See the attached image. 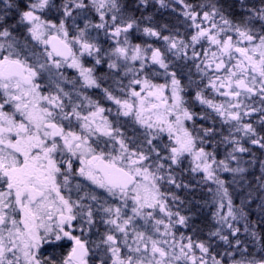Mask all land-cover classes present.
<instances>
[{
    "label": "snow or ice",
    "instance_id": "snow-or-ice-1",
    "mask_svg": "<svg viewBox=\"0 0 264 264\" xmlns=\"http://www.w3.org/2000/svg\"><path fill=\"white\" fill-rule=\"evenodd\" d=\"M140 3L147 7L149 0H140ZM159 3L164 6L165 0H159ZM180 3L186 9L183 15L195 28L187 42L170 35L162 36L161 31L166 30L167 25H161L160 30L150 26L142 29L145 35L166 42L162 52L151 45L131 42L132 31L139 29L140 25L119 0H64L59 6L54 0H4V7L0 9V38L6 41L0 42V184L3 185L0 188V264H89V244L82 235L86 228L90 230L94 226L95 221L91 206L81 203L83 197L71 199L69 184L74 176L85 177L112 197H118L125 208L129 200L132 202V215L127 217L122 215L120 207L102 208L109 215L106 223L124 236L123 243L129 249L122 258L116 235L106 234L102 243L111 253V264H209V259L211 264H225V258L228 264H264V243L261 242L264 236L247 224L244 231L249 233L253 243L258 244L261 249L259 255L250 252L238 238L233 244L228 236L220 234L219 229L210 236L219 237L232 249L220 254L219 259L210 251V240L207 244L193 242L191 237L181 235L177 247L172 228L177 225L187 227L192 217L166 211L169 197L173 201L179 198L162 192L160 187L162 182L176 188L188 187L177 183L172 170L185 154H190L198 161L192 171L202 170L206 174L204 179L214 180L218 185L220 207L223 208L222 201L228 196V190L224 187L225 181L216 176L212 165L232 173L245 172L239 165L230 168L224 160L217 162L214 153L206 152L204 147L197 148V137L188 130L185 121H192L199 114L186 106L185 88L177 78V72L169 71L166 52L187 56V49L191 47V59H196L201 56L196 45L206 42L210 48L202 54L204 67L199 64L196 67L202 72L211 68L216 73L207 86L229 98V102L227 107L215 104L204 98L201 92L196 93V100L226 120L235 121L237 132L257 137L251 139V143L264 148V136H259L253 124L241 123L254 113H260V121L264 123V6L250 8V16L234 21L215 4L208 5V11L198 12L184 0ZM90 8L99 14V23L86 19L84 26L80 27L76 23L77 18L81 12L87 15ZM52 10L61 13L58 22L44 18L45 13ZM10 11L18 14V23L26 28L28 36L23 41L15 38L10 31L13 26L6 24ZM198 17L200 23H197ZM253 17L262 22L259 29L253 23ZM70 28L75 30L74 35H70ZM90 28L98 33L103 30L105 36L116 41V46L110 51L104 50L96 42L97 37L90 36ZM28 37L45 46L44 62L29 50ZM212 46L215 51L210 50ZM104 55L123 60L125 74L131 72L135 77L158 65L169 80L166 84H153L147 75L133 78L129 81L125 99L114 97L108 89H103L107 98L118 106V114L122 110L124 116H133L149 132L147 153L143 149L130 150L121 138L120 130L113 128L107 117L101 115L105 109L99 102L77 93L95 108L87 115L82 114L79 111L81 105L73 102L72 93L61 87L66 78L59 71L56 72L58 79L52 81L55 94L45 95L41 91L42 84L38 81L42 75L64 65L78 70L81 87L99 88L95 65L101 63ZM86 56L94 58L92 67L84 65ZM137 61L138 68L127 67L128 62ZM108 67L114 69L117 64L113 61ZM135 86H140L139 91ZM166 89L169 90L168 95H165ZM256 95L260 97V107L240 99ZM98 116L101 117L99 122ZM74 120L79 121V132L73 130ZM152 130H155V135H151ZM200 131L208 135L213 129L201 128ZM162 133H167L174 141V146L164 145L167 155H161L153 144V140ZM100 135L110 137L113 147L118 141L119 152L106 151L98 139H92ZM233 142L235 146L229 156L231 160H237L235 153L249 149L241 146L238 140ZM200 143H203L202 139ZM210 159L211 163L208 162ZM77 161L79 167L74 172ZM261 167L264 169V163ZM65 190L69 193L67 196L64 195ZM90 199L95 201L97 197L92 195ZM157 208L166 212L169 223L165 225L163 220H156L155 224L164 225V234L173 237L172 242L155 240L133 230L136 247L128 245L127 229L133 219L143 216L147 220L153 213L144 210ZM227 208V214L219 218L235 236L240 229L228 223L230 218L236 219L230 198ZM173 216L174 220L171 219ZM156 231L159 232L160 228L156 227ZM184 240L188 243H183ZM46 249H52L51 254ZM60 249L66 251L60 252ZM197 251L200 255L196 254Z\"/></svg>",
    "mask_w": 264,
    "mask_h": 264
},
{
    "label": "flooded vegetation",
    "instance_id": "flooded-vegetation-1",
    "mask_svg": "<svg viewBox=\"0 0 264 264\" xmlns=\"http://www.w3.org/2000/svg\"><path fill=\"white\" fill-rule=\"evenodd\" d=\"M56 5H61L64 0H54ZM119 3L127 6V13L134 15L139 23V29L133 30L130 36V40L133 44H140L141 46L151 45L153 48H160L162 52L165 51L166 42L158 37H150L143 33L142 29L144 27H156L160 30L161 25H167L166 30L161 31V35H170L183 39L187 42L192 34L195 32L192 22L189 21L183 12L186 10L184 6H175L167 4L165 2L164 6H161L159 1H149L147 7L141 5L140 0L138 1H125L119 0ZM179 4V3H178ZM188 5H191L194 10L198 12L208 11V5L215 4L219 7L226 16L234 21H239L242 18H246L251 15L248 11L250 8H260L264 6V0H188ZM200 5H204L200 8ZM4 7V0H0V9ZM61 13L59 11H48L45 13L44 18L58 22ZM75 15V14H74ZM109 16L111 13L108 14ZM150 18V19H149ZM91 20L92 23H99V14L94 8H90L85 15L81 12L80 16L77 18L76 23L80 26H84V20ZM108 19V17H106ZM19 17L15 11H10L6 17V24L12 25L10 28L13 36L21 41L28 36L26 28L24 25L18 23ZM110 22V21H109ZM200 18H197V23H200ZM71 21H69V24ZM253 23L258 29V19L253 17ZM207 26V22H205ZM70 35L75 34V30L69 29ZM89 34L92 37H97L96 42L99 43L104 50L110 51L116 46V41L111 37L105 36L103 30L99 33L94 29H89ZM235 36L233 39L235 40ZM0 42L6 41L0 38ZM28 48L32 52L36 53L40 57V61L44 62L45 57L43 55L45 46L39 44L37 41L31 40L28 37ZM210 46L206 42H201L196 45V51L201 53V56L196 59H191L192 48L187 49V56L182 54L177 55L175 52H166V58L169 62V71H176L177 78L181 80L182 86L185 88V99L187 101L186 106L193 113L199 114L195 116L192 121H185V126L189 131L192 132L193 136L197 137V148L204 147L206 152L214 153V158L217 162L224 160L230 168L237 167L238 165L245 169L243 173H232L228 171H223L213 164L212 167L216 171V176L219 179L225 181L224 187L228 190V197L240 195L241 189L234 188L232 191L227 186H240V185H262L264 184V169L261 165L264 163V148H261L257 144H252L251 139L257 138L254 136H245L243 131H236L235 121H228L224 117L220 116L214 109L206 104H202L199 100H196V93L201 92L202 96L208 100L213 101L215 104H224L227 107L229 98L224 97L220 92L215 91L210 86L209 80L216 75L214 71L209 68L205 72L197 69L196 65H201L203 52L209 49ZM49 51L51 47L48 46ZM211 51H215L214 46L211 47ZM150 55V53H149ZM54 59H59L58 57H53ZM115 61L117 67L110 69L108 64ZM71 63V60L68 61ZM83 63L86 67H92L95 64L93 57H84ZM139 62H128L127 67L138 68ZM59 71L65 77V81L61 83V87L65 91L72 93L73 102L81 105L79 111L82 114L87 115L89 111H95V108L91 107L88 101L83 100L82 97L77 96V93H82L83 96L89 97L92 101H98L99 105L105 109V112L101 115L107 117V120L111 123L113 128H117L123 134L122 139H124L126 145L130 150L140 151L145 150L147 153L148 145L146 139L149 132L139 124L133 116H124L122 110L118 114V106L113 100H109L105 95L103 89H108L109 92L114 97L125 99L127 98L126 93L128 92L129 81L133 78L140 79L143 75H147L148 79L151 80L153 84H166L169 80L164 75L163 69H160L158 65L152 66L146 69L144 73L133 77L131 72L125 74V62L123 60H117L116 57H109L104 55L102 57L101 63L95 65V75L97 81L100 84L99 88H88L81 87L82 81L79 77L78 70L75 68L67 67V65L62 66L59 70L53 68L51 73L42 75L41 79L38 81L42 84L41 91L43 94L47 95L49 93L55 94V89L52 86V81L57 80L56 72ZM155 73V74H154ZM71 81L72 83H69ZM46 85V86H45ZM136 90L139 91L140 86H135ZM221 91H226V89H221ZM169 90H165V95H168ZM244 103L251 104L254 107H260V97L258 95L252 96L245 99L243 96L240 98ZM67 103V101H65ZM110 110V111H109ZM260 113H254L252 116L245 117L242 124L252 123L253 127L259 136H264V123L260 121ZM97 122L100 121L101 117H96ZM79 121H73V130L79 132L78 127ZM67 128V124H65ZM201 128H211L213 132L205 135L204 132L200 131ZM151 135H155V130H152ZM228 138L227 140L225 138ZM93 140H99L105 150H112L113 154L119 152V143H115L113 147V141L110 137L100 135L99 137H93ZM203 143H200V140ZM238 140L240 145L249 149V151L244 153H235L237 160H231L229 154L232 153V149L235 146L233 141ZM264 143V141H262ZM153 144L156 146L157 150L160 151L161 155H167L164 149V145L174 146V141L170 140L167 133H162L157 139L153 140ZM154 158V157H153ZM166 163V161H161ZM211 163V159L208 161ZM198 161H195L190 154H185L181 158L180 164L173 165V176L177 178V183H182L188 185V187L176 188L174 185L162 182L160 187L162 192L175 194L179 199L178 201H173L170 197L166 202V211H171L173 213L179 212L181 215L191 216L192 219L188 222V226L177 225L172 228L174 233V238L177 241V247L180 243V236L191 237L193 242L201 241L206 244L211 241L210 251L220 258V254L225 252V242L220 240L219 237L210 236V233L219 229L220 234L224 236L225 223L220 221V216H224V207L221 208V193L217 191L218 185L214 180L204 179L205 173L202 170L192 171ZM79 167V162L74 164L73 171ZM79 185V188L76 187ZM3 185L0 184V188ZM69 187L71 188V199L77 200L83 197L81 203L84 205H90L93 211V220L95 221L94 226L88 230L85 229L82 239H86L90 248H105L107 247L102 243L106 234H114L117 237V244L121 246V257L123 258L129 252L128 247L124 246L122 242L123 235L116 233L112 225L106 223L109 219V215L102 211L103 207H120L122 210V215L124 217L130 216V210L123 207L122 202L118 197H112L107 193L105 189L99 188L97 185L93 184L91 181L87 180L85 177L74 176L70 178ZM69 193L65 190L64 195ZM95 195L97 200H91L90 197ZM227 197L223 198V205ZM128 201V205L130 204ZM128 207V206H127ZM87 211V209H85ZM147 211H153L152 217L149 219L155 224L156 220H163L164 224L169 223V218L166 216V212H161L157 209H147ZM146 211V212H147ZM172 220L175 219L173 216ZM147 222L144 217H142V224ZM130 225L128 226V228ZM142 225L141 228H143ZM160 228L157 232V239L161 240V233L164 234V225L156 226ZM140 230V229H139ZM137 231V230H135ZM144 232V231H143ZM75 234L79 235V232ZM166 240L169 243L172 242L173 237L165 235ZM183 243H188L184 240ZM136 247V246H135ZM60 252L66 251V249H60ZM48 254H51L52 249H46ZM197 255L200 253L197 251ZM111 264V253L106 252V258L103 259L100 256L94 255L92 258L89 253V264ZM182 264V262H181ZM209 264L211 260L209 259Z\"/></svg>",
    "mask_w": 264,
    "mask_h": 264
},
{
    "label": "rangeland",
    "instance_id": "rangeland-1",
    "mask_svg": "<svg viewBox=\"0 0 264 264\" xmlns=\"http://www.w3.org/2000/svg\"><path fill=\"white\" fill-rule=\"evenodd\" d=\"M149 1H152V0H149ZM155 1H159V0H155ZM187 1L188 0H184V3L187 4ZM165 2H167V4H171L173 7L180 6V5L184 6L183 4L180 3V0H165ZM261 23L262 22L258 20V27L259 28H260ZM227 187L230 188L232 191L234 190V188H236V189L240 188L242 191V195H241L240 199H237L239 197V195L235 196V197L234 196H230V197L227 196V198L224 202V215H226L227 211H228V208H227L228 199L229 198L231 199L233 211L236 213V219L232 220L230 218L228 220V223H231L234 228L238 227L240 229V232L237 233L235 236H233L231 234V230L225 224L224 236H228L229 240L232 241L233 244L235 242V239H237V238L240 239L244 245L248 246V250L250 252H252L253 254L259 255L260 250H259L258 244L253 243L252 237L249 235V233H246L244 231V227L246 224L249 226V228H253V226L249 225V217L246 216L247 214L245 212V211H247L246 207L248 205L253 204V202H255V198L253 196H250L253 194V192L251 191V186L250 185H240V186L229 185ZM262 189L264 191V186H262ZM249 192H250V194H249ZM248 194H249V196H248ZM243 195H244V198H242ZM239 204H240V206H239ZM126 208H128L130 210V216H131L132 215V212H131L132 202L131 201H130V204L128 205V207H126ZM144 211L146 212L147 209H145ZM152 213H153V211H152ZM142 217L143 216H136L133 219V221L131 222L130 227L127 229L128 230V237H127L128 245H131L133 248L136 246V241L133 239V230L134 231L137 230L135 232H142L145 234V236H151L152 239L158 240L157 239L158 233L156 231L157 225L154 224L153 221L150 220L149 218L147 219V222L145 220H143L145 224H142V221H141ZM142 225H144L143 228H141ZM255 230L257 231L256 228H255ZM166 239H167V237L164 236L163 233H161V240H166ZM122 242H124V236L122 238ZM231 250L232 249H229V246L225 243V252L231 251ZM107 251H108L107 247L101 248V249H97L96 247L90 248V257L92 258V256L97 255V256H100L101 258L105 259ZM237 258H239V257L237 256ZM225 264H228L227 258H225Z\"/></svg>",
    "mask_w": 264,
    "mask_h": 264
},
{
    "label": "trees",
    "instance_id": "trees-1",
    "mask_svg": "<svg viewBox=\"0 0 264 264\" xmlns=\"http://www.w3.org/2000/svg\"><path fill=\"white\" fill-rule=\"evenodd\" d=\"M125 1H138V0H125ZM250 186H251V191L253 192V194L250 196H253L255 198V202H253V204L248 205L246 207L247 210L245 211L247 214L246 216L249 217V225L256 228L257 231L260 232L262 236H264V191L262 189V185L260 184L250 185ZM241 195H242V191L240 192V195L237 199H240ZM242 198H244V195L242 196ZM261 242L264 243V241ZM259 250L261 251L260 248Z\"/></svg>",
    "mask_w": 264,
    "mask_h": 264
}]
</instances>
